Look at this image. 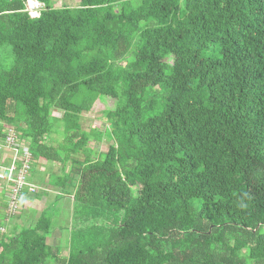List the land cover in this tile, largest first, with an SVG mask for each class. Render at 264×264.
I'll use <instances>...</instances> for the list:
<instances>
[{"label":"trees","instance_id":"1","mask_svg":"<svg viewBox=\"0 0 264 264\" xmlns=\"http://www.w3.org/2000/svg\"><path fill=\"white\" fill-rule=\"evenodd\" d=\"M28 1L0 0V130L71 222L0 235V264H264V0Z\"/></svg>","mask_w":264,"mask_h":264},{"label":"built area","instance_id":"2","mask_svg":"<svg viewBox=\"0 0 264 264\" xmlns=\"http://www.w3.org/2000/svg\"><path fill=\"white\" fill-rule=\"evenodd\" d=\"M45 5L29 0L28 11L33 18L40 17ZM31 140L20 138L13 126L0 130V235L7 234L4 223H11L25 210L31 196L43 190L33 179L35 162ZM41 166V165H40Z\"/></svg>","mask_w":264,"mask_h":264},{"label":"rangeland","instance_id":"3","mask_svg":"<svg viewBox=\"0 0 264 264\" xmlns=\"http://www.w3.org/2000/svg\"><path fill=\"white\" fill-rule=\"evenodd\" d=\"M80 0H52V5L55 8H61V7H77L80 3ZM9 51L11 53V56H5L9 62L13 60V55L11 48H9ZM112 102L111 101H104L100 100L98 103L95 105L93 112L89 114L88 116L84 117L83 122L87 127H99L101 130H105L107 125L103 121L98 120V117L101 116L102 110H107L110 108ZM110 142L105 141L103 144L100 145L98 149L101 151H106L107 147L109 146ZM44 166V168H43ZM56 173H60V165L55 164L53 167ZM52 167L51 166H45L40 164L35 165V170L33 171V180L34 181H39V184H44L45 183V178L49 177L52 172ZM57 192L54 190L52 195L48 194V204H47V210L45 203H41V209L46 210V213L49 217L53 219V227L56 229V232L54 234L55 239H51L50 243L57 242V245L62 247L66 246L67 243V238L69 235L68 228L69 224L71 222V201L67 196H57ZM36 196V195H35ZM29 204V203H28ZM41 210V211H42ZM24 213L22 215V223H18L17 228L21 229L25 224H27L31 220V215L32 212ZM35 214V213H34ZM27 215V217H25ZM39 215V214H38ZM30 216V217H29ZM38 217V216H37ZM25 223V224H24ZM13 224L11 223H4V227L8 229V236H14L15 234V229H12L11 226ZM62 237V238H61ZM67 249H65V255H67Z\"/></svg>","mask_w":264,"mask_h":264},{"label":"crops","instance_id":"4","mask_svg":"<svg viewBox=\"0 0 264 264\" xmlns=\"http://www.w3.org/2000/svg\"><path fill=\"white\" fill-rule=\"evenodd\" d=\"M40 165L42 166L43 164H40ZM43 168H44V166H43ZM35 182L37 184H39V181L38 180L35 181ZM48 182H49V177L45 178V183L44 184H48ZM44 184L43 185L42 184H39L41 187H43V190L40 191L38 194H36V196L30 197V200L28 202L29 204L27 203V206H26L25 210L23 211V213L19 217H17L14 220H12V222H11V224H13L11 226L12 229H16L18 223H22V215L24 213H27V215H29L28 213L29 212H32V214H30L31 217L29 216L31 218V220L29 221V223L32 222V221H34V220H36V219H38V217L41 215V213L45 211V210H42L41 209L42 208L41 205H40L41 203L44 202L45 203V206H46V209H47V204H48V201H49L48 200V194L52 195V193L54 192V190L51 191L49 189L50 190L49 191L48 190V187L46 185H44ZM27 215L25 217H27Z\"/></svg>","mask_w":264,"mask_h":264}]
</instances>
